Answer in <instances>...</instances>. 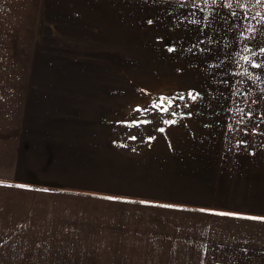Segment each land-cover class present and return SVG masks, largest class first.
<instances>
[{"label":"crops","instance_id":"0c3cea01","mask_svg":"<svg viewBox=\"0 0 264 264\" xmlns=\"http://www.w3.org/2000/svg\"><path fill=\"white\" fill-rule=\"evenodd\" d=\"M135 1L156 16L203 9L163 55L196 70L206 58L225 73L236 36L219 33L249 17L244 0ZM109 87L0 79L4 262L264 264V110L251 106L260 96H117ZM133 119L150 122L120 123Z\"/></svg>","mask_w":264,"mask_h":264},{"label":"rangeland","instance_id":"374dc122","mask_svg":"<svg viewBox=\"0 0 264 264\" xmlns=\"http://www.w3.org/2000/svg\"><path fill=\"white\" fill-rule=\"evenodd\" d=\"M244 1L249 17L223 25L236 32L219 33L236 36V55L216 73L206 58L196 70L183 57L163 55L203 9L166 8L156 16L146 1L0 0V79L98 81L117 96L249 94L260 96L254 110H264V89L256 88L264 83V0ZM5 259L0 264H15Z\"/></svg>","mask_w":264,"mask_h":264},{"label":"snow or ice","instance_id":"6c2138e0","mask_svg":"<svg viewBox=\"0 0 264 264\" xmlns=\"http://www.w3.org/2000/svg\"><path fill=\"white\" fill-rule=\"evenodd\" d=\"M149 23H151V21H149ZM172 49H169V51H171ZM191 95V94H190ZM195 97H193L194 99ZM150 107H157L156 104L151 105ZM149 108H145V109H140L139 107L134 109V111L136 112H140L141 115H143L144 112L149 111ZM164 111H167V109L165 108ZM150 121L148 120H140V119H133L131 121H121L120 123L125 124V126H127L129 129L133 128V127H139L140 124H146L149 123ZM166 123H175V121H166ZM161 131H163V129H161ZM130 139H136L135 136H131ZM111 199V198H110Z\"/></svg>","mask_w":264,"mask_h":264},{"label":"trees","instance_id":"16d2710c","mask_svg":"<svg viewBox=\"0 0 264 264\" xmlns=\"http://www.w3.org/2000/svg\"><path fill=\"white\" fill-rule=\"evenodd\" d=\"M81 79H83V78H81Z\"/></svg>","mask_w":264,"mask_h":264}]
</instances>
